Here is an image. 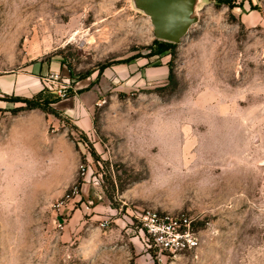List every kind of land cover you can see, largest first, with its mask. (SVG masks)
Segmentation results:
<instances>
[{
	"label": "rangeland",
	"instance_id": "obj_1",
	"mask_svg": "<svg viewBox=\"0 0 264 264\" xmlns=\"http://www.w3.org/2000/svg\"><path fill=\"white\" fill-rule=\"evenodd\" d=\"M155 41L132 0H0V99H60L0 101V264H264V0ZM146 211L198 246L160 251Z\"/></svg>",
	"mask_w": 264,
	"mask_h": 264
},
{
	"label": "water",
	"instance_id": "obj_2",
	"mask_svg": "<svg viewBox=\"0 0 264 264\" xmlns=\"http://www.w3.org/2000/svg\"><path fill=\"white\" fill-rule=\"evenodd\" d=\"M202 0H132L148 18L154 40L177 45L199 21Z\"/></svg>",
	"mask_w": 264,
	"mask_h": 264
},
{
	"label": "built area",
	"instance_id": "obj_3",
	"mask_svg": "<svg viewBox=\"0 0 264 264\" xmlns=\"http://www.w3.org/2000/svg\"><path fill=\"white\" fill-rule=\"evenodd\" d=\"M137 219L142 230L160 251L178 255L195 249L199 244V238L192 228L195 219L186 215L172 216L146 211L137 216Z\"/></svg>",
	"mask_w": 264,
	"mask_h": 264
},
{
	"label": "trees",
	"instance_id": "obj_4",
	"mask_svg": "<svg viewBox=\"0 0 264 264\" xmlns=\"http://www.w3.org/2000/svg\"><path fill=\"white\" fill-rule=\"evenodd\" d=\"M218 2L219 4H225L230 8H233L235 5V0H218ZM156 45L157 48L155 50L149 48L151 50L149 56H154V55L162 54L166 51H170V48L174 46L173 44H169L157 40L154 42V46ZM38 95L30 99L19 96L2 97L0 101L14 103V104H21L22 105L21 107L13 109L14 112L40 110L43 113H47L57 117L58 113L52 108V105L59 102L60 100L59 97H53L52 99H48L47 97L39 98ZM91 156L92 157L95 156L93 152L91 153Z\"/></svg>",
	"mask_w": 264,
	"mask_h": 264
}]
</instances>
